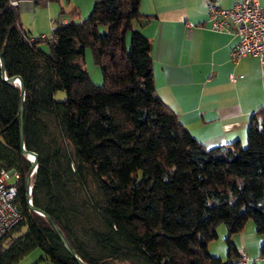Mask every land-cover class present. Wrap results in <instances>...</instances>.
Here are the masks:
<instances>
[{
	"label": "trees",
	"instance_id": "16d2710c",
	"mask_svg": "<svg viewBox=\"0 0 264 264\" xmlns=\"http://www.w3.org/2000/svg\"><path fill=\"white\" fill-rule=\"evenodd\" d=\"M8 1L0 0V52L5 75L24 83V147L37 153L32 205L55 220L86 264H235L232 236L249 219L264 232V105L251 116L244 146L208 148L155 91L151 42L135 25L149 17L140 0H94L84 19H53L50 34L37 37ZM86 48L99 85L81 62ZM56 90L64 100L54 99ZM19 96L0 77V161L19 174L22 215L0 239V264L35 248L46 264H78L27 204L31 162L20 151ZM221 223L226 259L208 250Z\"/></svg>",
	"mask_w": 264,
	"mask_h": 264
},
{
	"label": "crops",
	"instance_id": "0c3cea01",
	"mask_svg": "<svg viewBox=\"0 0 264 264\" xmlns=\"http://www.w3.org/2000/svg\"><path fill=\"white\" fill-rule=\"evenodd\" d=\"M208 2L230 8L234 0H140L141 12L149 17L135 25L151 42L155 91L178 121L208 148L234 140L244 144L252 114L264 105V63L250 55L231 63L229 50L236 37L208 28ZM259 3L264 7V0ZM38 4L51 20H69L62 10L54 16L48 0H19L18 10H35ZM72 12L77 14V8ZM243 230L232 236L237 249L249 255V262L254 256L252 260L264 264L260 252H251L256 239L244 236ZM215 254L226 258V252Z\"/></svg>",
	"mask_w": 264,
	"mask_h": 264
},
{
	"label": "built area",
	"instance_id": "2783aa9c",
	"mask_svg": "<svg viewBox=\"0 0 264 264\" xmlns=\"http://www.w3.org/2000/svg\"><path fill=\"white\" fill-rule=\"evenodd\" d=\"M9 5L18 7L19 0H9ZM208 28L216 32H227L236 37L229 50V60L236 64L239 59L250 55L264 63V7L259 0H234L232 7L221 8L212 2L206 5ZM61 21V20H60ZM53 28L54 20H51ZM187 27L193 23L185 22ZM234 81L235 76L230 74ZM12 178L9 182L8 179ZM19 174L6 168L0 161V239L22 218L15 202ZM235 264H248L249 257L243 249L238 250Z\"/></svg>",
	"mask_w": 264,
	"mask_h": 264
},
{
	"label": "rangeland",
	"instance_id": "374dc122",
	"mask_svg": "<svg viewBox=\"0 0 264 264\" xmlns=\"http://www.w3.org/2000/svg\"><path fill=\"white\" fill-rule=\"evenodd\" d=\"M48 5L51 7V10L54 9L55 15L62 10L61 16L72 18L75 20L84 19L91 11L94 0H48ZM34 4V3H33ZM38 6V7H37ZM35 10L29 9H19V17L23 27L29 32V35L32 37L37 36H47L51 32V23L50 20L53 18L48 15V11L45 7H41L39 4L35 5ZM77 8L78 13L74 14L73 9ZM33 8V9H34ZM44 47L45 45L42 43L41 45ZM82 64L86 68L89 73L91 80L95 84L102 83V75L100 68L98 65L94 64L91 57V52L89 48H86L84 51V56L81 60ZM66 97L64 90H56L54 93V99L57 101L64 100ZM241 144V146H244ZM12 178L10 177L8 181L10 182ZM244 231V236L248 238H254L255 243L252 244L254 247L251 252H260L261 245L264 244V232L258 233L254 229V224L251 219L246 222ZM250 228L248 231L247 228ZM226 235V229L223 223L217 226V237L210 241L209 247L212 255L220 256L219 254H215L216 252H227L226 244L224 241V237ZM249 252V251H248ZM42 255V251L39 248L33 249L27 255H25L18 263L16 264H46L45 261L39 260V257ZM224 255V254H223ZM249 256V255H248ZM222 257V256H221ZM249 264H261L260 262L252 260ZM223 259H226L224 256ZM114 264H129L127 262H115Z\"/></svg>",
	"mask_w": 264,
	"mask_h": 264
},
{
	"label": "water",
	"instance_id": "95a60500",
	"mask_svg": "<svg viewBox=\"0 0 264 264\" xmlns=\"http://www.w3.org/2000/svg\"><path fill=\"white\" fill-rule=\"evenodd\" d=\"M0 77L3 82L8 84H14L19 87L20 96L19 102L17 107V122H18V130H19V143H20V151L21 154L26 156V158L31 162L29 168L26 171L25 178H24V185H25V197L27 200V204L29 208L36 213L40 214L41 216L45 217L48 221L49 225L51 226L52 230L54 231L55 235L59 239L60 243L62 244L63 248L76 260L78 264H86L81 258L76 254L73 250L71 245L69 244L68 240L66 239L65 235L58 227L55 220L44 210L32 205L31 203V189L32 186L30 184L31 177L36 171L37 168V153L31 150H27L24 147V138H23V111H24V96H25V88L22 78L19 75H12L6 76L5 75V67L4 61L0 52Z\"/></svg>",
	"mask_w": 264,
	"mask_h": 264
}]
</instances>
